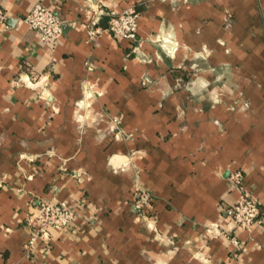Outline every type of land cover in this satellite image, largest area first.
Listing matches in <instances>:
<instances>
[{"label":"crops","instance_id":"crops-1","mask_svg":"<svg viewBox=\"0 0 264 264\" xmlns=\"http://www.w3.org/2000/svg\"><path fill=\"white\" fill-rule=\"evenodd\" d=\"M38 1L0 0V264H264V0H42L54 47L25 21ZM130 6L137 40L89 35ZM235 170L251 232L226 212ZM45 199L78 214L29 248Z\"/></svg>","mask_w":264,"mask_h":264},{"label":"built area","instance_id":"built-area-1","mask_svg":"<svg viewBox=\"0 0 264 264\" xmlns=\"http://www.w3.org/2000/svg\"><path fill=\"white\" fill-rule=\"evenodd\" d=\"M139 15L140 10L136 6L127 7L121 11L111 10L108 26L106 28L97 26V21L94 20L89 26V35L94 37L101 34L103 30H107L118 38L137 40ZM6 17L7 13L0 7V20ZM25 21L37 32L40 41L47 47H54L63 37L64 19L42 0L35 3L25 16ZM159 40L166 42L163 37H159ZM173 49H175L174 46ZM89 66L91 68L92 63H89ZM230 177L233 184L241 189V196L226 208L227 215L235 227L251 232L263 214L260 200L248 188L242 170L231 172ZM134 199L136 207L144 209L152 200V193L147 189H138L134 194ZM77 214L76 207L67 201L57 199L41 201L38 209L29 211L27 216V223L33 228L27 246L32 248L39 239L49 241L53 231H63L69 228ZM230 239L235 247H239L240 241L236 234H232Z\"/></svg>","mask_w":264,"mask_h":264}]
</instances>
